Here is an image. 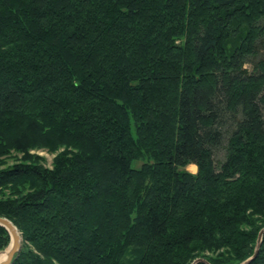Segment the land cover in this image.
Here are the masks:
<instances>
[{
	"label": "trees",
	"instance_id": "1",
	"mask_svg": "<svg viewBox=\"0 0 264 264\" xmlns=\"http://www.w3.org/2000/svg\"><path fill=\"white\" fill-rule=\"evenodd\" d=\"M60 147L53 168L29 153ZM11 150L12 264L243 262L264 227V0H0Z\"/></svg>",
	"mask_w": 264,
	"mask_h": 264
},
{
	"label": "rangeland",
	"instance_id": "2",
	"mask_svg": "<svg viewBox=\"0 0 264 264\" xmlns=\"http://www.w3.org/2000/svg\"><path fill=\"white\" fill-rule=\"evenodd\" d=\"M65 149H66L65 147H60L57 150H50L49 148H32L31 150H29V153H31L34 156L36 155V156L41 157L40 161L44 165H46V166H48L50 168H53V164H54V160H55L56 156L59 155V153H61ZM23 158H24V153L23 152L16 151V150H11V153L3 155L0 158V161H1L0 162V168L6 167L8 165H12V164H14V163H16L18 161L23 160ZM220 158H223V154L221 155ZM135 165H136V167H140L142 165V162L141 161L137 162V163H135ZM184 169L188 170L189 172L194 173V174L197 173V171H198V167L195 170V169L192 168L191 164L187 165ZM20 234H21V232H20ZM21 242H22V245H23V237H22V241ZM10 244H11V236H10V243L8 244V246L5 249L1 250L0 253L7 251V249L10 247Z\"/></svg>",
	"mask_w": 264,
	"mask_h": 264
},
{
	"label": "water",
	"instance_id": "3",
	"mask_svg": "<svg viewBox=\"0 0 264 264\" xmlns=\"http://www.w3.org/2000/svg\"><path fill=\"white\" fill-rule=\"evenodd\" d=\"M0 225L4 226L9 231L10 236H11L10 249L7 253L6 258L3 261H0V264H12L14 262V260L17 258V256L20 254V251L22 250V243L20 242V239L18 237V233L16 232V230H19V229L7 217H0ZM263 235H264V228H262L259 232L256 249H255L253 255L250 256L249 258H247L246 260H244L243 262L239 263V264H247L256 258V256L259 253V249L261 247V244H262ZM199 262L211 264L207 259L201 258V257L195 259L192 262V264H197Z\"/></svg>",
	"mask_w": 264,
	"mask_h": 264
},
{
	"label": "bare ground",
	"instance_id": "4",
	"mask_svg": "<svg viewBox=\"0 0 264 264\" xmlns=\"http://www.w3.org/2000/svg\"><path fill=\"white\" fill-rule=\"evenodd\" d=\"M191 166H192L193 169H195V170L197 169V165L196 164H191ZM16 232L18 233V237H19L20 242H21L22 241V236H21L19 230H16ZM9 249H10V247L7 249V251L0 253V261H3L6 258Z\"/></svg>",
	"mask_w": 264,
	"mask_h": 264
}]
</instances>
